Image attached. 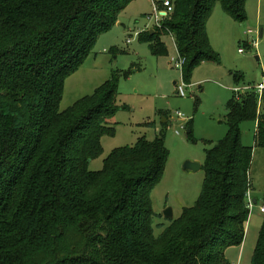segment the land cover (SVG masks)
<instances>
[{
    "label": "trees",
    "instance_id": "1",
    "mask_svg": "<svg viewBox=\"0 0 264 264\" xmlns=\"http://www.w3.org/2000/svg\"><path fill=\"white\" fill-rule=\"evenodd\" d=\"M131 1L0 0V264H232L226 248L245 240L254 148L241 126L256 122L264 148V93L260 109L255 91L230 100L198 200L158 236L151 195L169 156L165 136L116 148L92 171L102 137L116 133L118 77L60 110L66 77ZM171 1L162 27L139 37L161 54L171 35L188 82L196 65L219 62L207 29L215 6L242 22L247 0ZM252 264H264V220Z\"/></svg>",
    "mask_w": 264,
    "mask_h": 264
},
{
    "label": "rangeland",
    "instance_id": "2",
    "mask_svg": "<svg viewBox=\"0 0 264 264\" xmlns=\"http://www.w3.org/2000/svg\"><path fill=\"white\" fill-rule=\"evenodd\" d=\"M163 1L132 0L117 23L98 38L85 62L66 77L60 103V110H66L80 98L92 95L106 81L118 77L120 110L110 123L116 133L102 137L103 153L90 163L92 171L101 170L104 160L116 148L134 146L142 137L153 141L165 136L169 156L163 178L151 195L156 236L184 208L198 200L205 179L202 166L206 152L227 136L230 100L233 97L240 100L233 88L259 84L264 72V0H247L246 19L242 22L225 13L220 4L215 6L207 29L219 62L204 61L196 65L188 82L182 65L175 62L179 53L171 35L162 37L167 51L161 54H154L148 41L134 35L145 27L154 5ZM154 30L149 27L141 34ZM253 41L257 42L256 47ZM241 72L245 82L237 84L233 73L241 75ZM182 83L188 84L185 96L177 92ZM248 96L247 92L241 98ZM189 124L191 135H188ZM256 127V122L248 121L242 123L241 129L243 143L254 148L250 179L258 203L251 208L243 244L226 248V257L232 264H252L264 220L260 211L264 205V148L255 145ZM186 161H199L201 169L185 171ZM168 208L172 209V217L165 215Z\"/></svg>",
    "mask_w": 264,
    "mask_h": 264
},
{
    "label": "built area",
    "instance_id": "3",
    "mask_svg": "<svg viewBox=\"0 0 264 264\" xmlns=\"http://www.w3.org/2000/svg\"><path fill=\"white\" fill-rule=\"evenodd\" d=\"M162 6L163 7L161 8L158 4L154 5L153 13L147 15V17H146L147 24L145 25V27L141 31L135 32L134 33L135 36H139L140 33L144 29H147L149 27H152V28H157V27L160 28V27H162V22H163L164 18L166 16H168L173 11V3H172L171 0H165V1L162 2ZM250 32L251 31H249V33ZM131 41H132V39L129 37L127 39V42L130 43ZM252 45L256 47L257 42L253 41ZM240 51H242V49H240ZM175 62L177 64H179V65H182V67H183L184 59L182 57H180V55H179V60H175ZM187 86H188V84L182 83L181 85L178 86L177 92L181 96H185L186 95L185 89H186ZM233 91L235 92V96H236L237 99H240L241 96L243 94L247 93V92L255 91L257 93V95H258L259 103H260L261 99H262V96H263V93H264V72H263V81L260 82L259 84H256L254 86H252V85L237 86V87L233 88ZM178 115H181V113H178ZM247 199H248L249 208H250V211H251V208L255 204L251 188L247 192ZM260 211L262 213H264V205H262L260 207Z\"/></svg>",
    "mask_w": 264,
    "mask_h": 264
},
{
    "label": "water",
    "instance_id": "4",
    "mask_svg": "<svg viewBox=\"0 0 264 264\" xmlns=\"http://www.w3.org/2000/svg\"><path fill=\"white\" fill-rule=\"evenodd\" d=\"M154 31H151V33H153ZM258 58V57H257ZM190 132V131H188ZM183 169L185 171H189V170H192V171H198L201 169V163L199 161H186L183 165ZM255 203H257L256 200H254ZM165 215L166 216H170L172 217L173 216V212H172V209L171 208H168L166 209L165 211Z\"/></svg>",
    "mask_w": 264,
    "mask_h": 264
},
{
    "label": "crops",
    "instance_id": "5",
    "mask_svg": "<svg viewBox=\"0 0 264 264\" xmlns=\"http://www.w3.org/2000/svg\"><path fill=\"white\" fill-rule=\"evenodd\" d=\"M241 85H243V84H241ZM252 195H253V194H252ZM253 199L256 200L257 203H258V199H257V198H255V197L253 196ZM255 204H256V203H255Z\"/></svg>",
    "mask_w": 264,
    "mask_h": 264
}]
</instances>
